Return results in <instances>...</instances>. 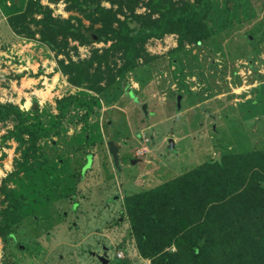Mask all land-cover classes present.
<instances>
[{
  "label": "rangeland",
  "instance_id": "374dc122",
  "mask_svg": "<svg viewBox=\"0 0 264 264\" xmlns=\"http://www.w3.org/2000/svg\"><path fill=\"white\" fill-rule=\"evenodd\" d=\"M38 1L53 17L82 22L94 35L101 28L72 0ZM15 14L11 0L0 1V103L19 106L30 123L49 129L58 101L74 99L27 166L28 145L15 140V120L0 121V190L19 171L7 188L23 193L30 206L18 222L0 218V231H9L8 222L12 231L5 242L0 237V264H102L104 252L109 264H152L130 232L125 197L225 154L264 149V0H213L208 39L184 47L175 34L151 39L150 60L100 95L72 85L59 61L88 59L111 43L70 40L57 54L40 36L17 34L9 24ZM110 141L119 147V165ZM7 206L0 191V213Z\"/></svg>",
  "mask_w": 264,
  "mask_h": 264
},
{
  "label": "trees",
  "instance_id": "16d2710c",
  "mask_svg": "<svg viewBox=\"0 0 264 264\" xmlns=\"http://www.w3.org/2000/svg\"><path fill=\"white\" fill-rule=\"evenodd\" d=\"M11 1L16 14L9 17V24L14 31L31 39L40 36L57 54L70 47V40L111 43L102 51L94 49L88 59L59 61L72 85L99 95L141 60H150L146 44L151 39L175 34L179 47H184L212 35L206 21L213 0H199L200 9L186 0H72L74 8L101 24L95 35L82 22L53 17L38 0ZM139 6L146 12L136 13ZM227 9L232 12V6ZM73 99L58 101L59 115L49 129L30 123L19 106L0 103V121L14 119L15 140L28 145L26 166L30 159L38 160L39 142L61 126ZM19 173L9 175L0 190L8 202L0 218L11 222L30 211L26 196L7 188ZM124 206L137 249L152 264H264V149L207 161L153 189L126 196ZM11 222L7 233L0 231L4 242L12 234Z\"/></svg>",
  "mask_w": 264,
  "mask_h": 264
},
{
  "label": "water",
  "instance_id": "95a60500",
  "mask_svg": "<svg viewBox=\"0 0 264 264\" xmlns=\"http://www.w3.org/2000/svg\"><path fill=\"white\" fill-rule=\"evenodd\" d=\"M55 1L60 2L62 0H55ZM94 39L96 40L97 37L95 36ZM181 100H182V96H179L178 97V108L179 109L181 108ZM37 108H38V105H35L34 109H37ZM143 109H144L145 112H147V105H144ZM109 147H110L111 154L113 155L115 164L119 165V147L115 144L114 141H110L109 142ZM136 162L137 161L134 160L133 164H136ZM98 259H99V261L102 264H109L110 263V258L108 257V253L107 252H105L103 256H99Z\"/></svg>",
  "mask_w": 264,
  "mask_h": 264
},
{
  "label": "built area",
  "instance_id": "2783aa9c",
  "mask_svg": "<svg viewBox=\"0 0 264 264\" xmlns=\"http://www.w3.org/2000/svg\"><path fill=\"white\" fill-rule=\"evenodd\" d=\"M118 257H119L120 259L124 258V257H125L124 252L119 253V254H118Z\"/></svg>",
  "mask_w": 264,
  "mask_h": 264
},
{
  "label": "flooded vegetation",
  "instance_id": "af4514ba",
  "mask_svg": "<svg viewBox=\"0 0 264 264\" xmlns=\"http://www.w3.org/2000/svg\"><path fill=\"white\" fill-rule=\"evenodd\" d=\"M105 253V252H104ZM108 257H109V255H108ZM99 258V257H98Z\"/></svg>",
  "mask_w": 264,
  "mask_h": 264
}]
</instances>
